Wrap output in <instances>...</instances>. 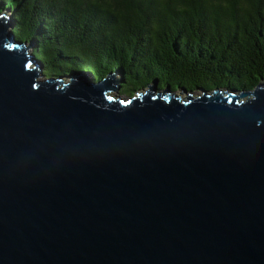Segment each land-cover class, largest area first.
Wrapping results in <instances>:
<instances>
[{
    "label": "water",
    "instance_id": "obj_1",
    "mask_svg": "<svg viewBox=\"0 0 264 264\" xmlns=\"http://www.w3.org/2000/svg\"><path fill=\"white\" fill-rule=\"evenodd\" d=\"M8 17L0 264H264V81L126 96L118 71L45 77Z\"/></svg>",
    "mask_w": 264,
    "mask_h": 264
},
{
    "label": "trees",
    "instance_id": "obj_2",
    "mask_svg": "<svg viewBox=\"0 0 264 264\" xmlns=\"http://www.w3.org/2000/svg\"><path fill=\"white\" fill-rule=\"evenodd\" d=\"M45 77L118 71V93H248L264 81V0H0Z\"/></svg>",
    "mask_w": 264,
    "mask_h": 264
},
{
    "label": "rangeland",
    "instance_id": "obj_3",
    "mask_svg": "<svg viewBox=\"0 0 264 264\" xmlns=\"http://www.w3.org/2000/svg\"><path fill=\"white\" fill-rule=\"evenodd\" d=\"M3 13H6V14L9 15V12H3ZM9 22H10V21H9ZM70 73H71V72H70ZM70 73H67V74H66L65 79L68 78L67 76H68V74H70ZM144 90H145V89H144ZM200 93H201V91L199 90V91H195V92H193L192 95H198V94H200ZM175 94H177L178 96H181V97H186V95L189 94V93H187V92L180 93V91H177Z\"/></svg>",
    "mask_w": 264,
    "mask_h": 264
}]
</instances>
